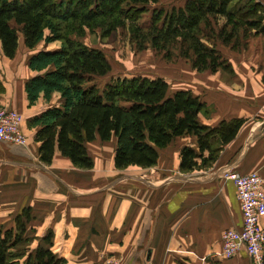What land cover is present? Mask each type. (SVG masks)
Instances as JSON below:
<instances>
[{
	"label": "crops",
	"instance_id": "1",
	"mask_svg": "<svg viewBox=\"0 0 264 264\" xmlns=\"http://www.w3.org/2000/svg\"><path fill=\"white\" fill-rule=\"evenodd\" d=\"M255 1L264 5V0ZM20 43L14 58L0 56V108L21 114L25 135L23 144L0 142V224L10 228L22 209H30L28 241L17 264L33 258L39 244L61 264H251L244 251L222 254L223 232L242 224L235 185L224 173L257 171L264 178L263 35L240 36L236 50L218 43L231 70L193 69L187 84L170 91L189 89L199 96L204 109L198 120L204 125L244 119L218 158L192 171L180 170L179 151L185 145L198 148L194 135L159 148L157 163L150 167H114V138L86 142L91 168L73 165L58 150L51 163L41 162L35 120L47 109L62 108L63 98L40 90L28 100L27 82L53 65L36 68L20 62V47L28 59L37 53ZM260 226L264 231V216ZM46 235L50 243L45 244Z\"/></svg>",
	"mask_w": 264,
	"mask_h": 264
},
{
	"label": "trees",
	"instance_id": "2",
	"mask_svg": "<svg viewBox=\"0 0 264 264\" xmlns=\"http://www.w3.org/2000/svg\"><path fill=\"white\" fill-rule=\"evenodd\" d=\"M158 2L0 0V56L14 58L20 38L28 49L43 38L47 43L61 42L58 50L38 52L29 60L31 67L51 64L53 69L27 82L28 100L33 101L40 90L46 96L59 92L63 98L62 108L47 109L35 120L40 124L34 140L39 142L41 162L51 163L58 150L73 165L91 168L94 162L86 142L114 138V167H150L157 163L159 148L176 137L194 135L198 148L185 145L179 151L180 170L192 171L210 166L223 145L236 136L243 118L223 120L213 127L200 123L198 114L204 103L199 96L189 89L171 93L162 77H115L101 90L92 83L106 75L111 65L102 51L85 46L73 36L82 37L86 30L92 33L97 28L102 36L124 29L143 40L144 29L138 20L148 11L147 6ZM151 13L150 47L167 60L174 56L190 62L197 71L231 70L218 43L236 50L240 36H264V8L255 0H185L182 7L154 9ZM45 30L48 36H44ZM29 219L30 209L26 207L14 217L12 227L0 224V264H17L23 255ZM43 241L50 243L49 235ZM29 259L26 264L62 263L40 244Z\"/></svg>",
	"mask_w": 264,
	"mask_h": 264
},
{
	"label": "rangeland",
	"instance_id": "3",
	"mask_svg": "<svg viewBox=\"0 0 264 264\" xmlns=\"http://www.w3.org/2000/svg\"><path fill=\"white\" fill-rule=\"evenodd\" d=\"M185 0H159L155 5H149L147 12L140 15L139 25L144 29L142 35L144 39H135L127 30L118 29L116 32L102 36L100 28L95 29L92 33L86 30L82 37L73 36L74 39L92 49L102 51L111 65V70L104 76L96 77L92 83H96L101 90L105 84L115 77H124L132 75H145L149 77H162L169 83V89H177L187 84L189 73L193 70L190 62L179 57H172L167 60L162 54L153 50L148 42L149 21L151 20V12L154 9H163L168 11L171 7H182ZM49 32L45 30L44 36H48ZM144 41V42H143ZM22 42V38H20ZM21 44V43H20ZM61 42L47 43L45 39H41L37 46L33 49L38 52L50 50H58ZM40 49V50H38ZM26 49L20 47V55L17 59L20 62H29L32 56H26ZM23 52H25L23 54ZM27 57L26 61L25 58ZM91 83V82H90ZM85 84L86 85H89ZM135 171V170H134Z\"/></svg>",
	"mask_w": 264,
	"mask_h": 264
},
{
	"label": "built area",
	"instance_id": "4",
	"mask_svg": "<svg viewBox=\"0 0 264 264\" xmlns=\"http://www.w3.org/2000/svg\"><path fill=\"white\" fill-rule=\"evenodd\" d=\"M21 122L22 116L17 110L0 108V142L25 143ZM224 177L235 185L242 224L240 228H229L223 232L222 254L232 257L244 251L251 264H264V231L260 226V219L264 216V178L257 171L244 174L228 171ZM107 264L119 263L110 261Z\"/></svg>",
	"mask_w": 264,
	"mask_h": 264
}]
</instances>
